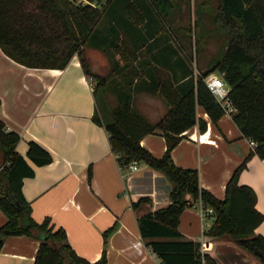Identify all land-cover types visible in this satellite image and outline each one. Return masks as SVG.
Listing matches in <instances>:
<instances>
[{"label":"trees","instance_id":"trees-1","mask_svg":"<svg viewBox=\"0 0 264 264\" xmlns=\"http://www.w3.org/2000/svg\"><path fill=\"white\" fill-rule=\"evenodd\" d=\"M114 1L0 0V47L14 60L32 67L63 68L76 54L85 74L94 77L93 90L98 93L110 88V84L104 75L88 69L84 47L97 42L106 47L104 35L96 40L101 19L109 17L112 20L110 32L114 39L110 36V47L123 59L122 66L128 68L130 61L138 64L139 44L116 31V26L124 21L123 10L126 17L137 21L131 9L133 3H138L146 20L147 33L152 36L160 27L153 30L149 24L151 17L165 21L172 5L171 0H144V3L116 0L117 5L111 7ZM123 3L127 9L122 8ZM211 21L215 30L226 35L225 48L216 60L198 69L196 74L190 54L179 57L187 62L182 79L173 86L171 83L159 85L157 81L150 86V90L164 94L169 105L157 121H147L130 103L131 83L140 76L137 66L126 85L113 90L118 104L111 117L104 119L95 107L92 119L104 126L120 165L134 158L143 160L161 170L172 182L169 202L137 217L141 237L161 264H217L215 256L199 251L198 240L185 238L178 228L182 211L191 203L188 195L194 200L200 198L213 209L214 219L206 230L208 236L229 234L264 264V234L255 231L264 216L255 206V190L238 181L239 173L252 154L264 157V0H216ZM166 29L170 30L162 25L161 34L174 35L172 31L168 34ZM198 40L196 36V42ZM211 71L221 73L229 86L227 97L233 107L230 112L233 122L243 136L255 142L254 148L233 169L222 198L200 185L197 168L180 166L171 156V149L184 130L195 124L199 130L205 129L206 121L197 115V106L203 108L213 124L225 113L204 80ZM155 129H160L165 138V149L160 156L153 155L140 144L141 137ZM19 139L20 134L6 129L0 119V209L6 216L0 226V247L5 236L25 234L39 239L33 264H106L105 247L100 257L91 261L77 254L64 228L55 224L50 216L40 221L31 216V205L23 194L22 185L23 179L33 176L35 170L17 151ZM26 155L37 165L52 160L49 150L33 139L28 141ZM90 172L88 168V176ZM148 200V196H140L132 205L136 207ZM115 228L116 220L102 231L104 245Z\"/></svg>","mask_w":264,"mask_h":264},{"label":"crops","instance_id":"crops-1","mask_svg":"<svg viewBox=\"0 0 264 264\" xmlns=\"http://www.w3.org/2000/svg\"><path fill=\"white\" fill-rule=\"evenodd\" d=\"M137 5L133 3L131 9L137 21L118 9L123 10L124 21L116 26V31L139 44L140 76L131 83L130 103L147 121L155 122L169 105L164 94L149 88L155 81L159 85H176L187 67L185 58L179 57L188 55L184 48L183 53L179 50L175 36L172 39L161 34V21L156 17H151L149 24L153 30L158 26L160 29L150 36ZM111 21L103 17L99 22L96 40L105 36L106 47L99 42L93 44L96 53H93V61H99L93 63V71L99 72V64L106 63L116 74L107 79L110 88L98 93L93 90L94 80L85 74L76 54L63 68L32 67L14 60L0 47V119L6 129L20 134L16 149L34 167V175L23 179L22 191L35 220L50 216L55 224L64 228L77 254L91 261L97 260L105 247L106 264H161L141 237L137 217L166 205L172 182L161 170L143 160H138L134 171H130L128 163L120 165L104 126L92 119L95 107L104 119L111 117L118 104L113 90L126 85L133 73L128 75L124 71L123 59L110 47ZM193 70L195 74L198 72L196 68ZM106 93L112 94L116 101L109 113H104ZM197 115L205 119V129L201 131L195 124L184 130L171 149V156L180 166L197 168L200 185L222 198L233 169L253 148L229 112L225 111L216 124L201 106H197ZM31 139L49 150L50 162L37 165L27 157ZM140 144L160 156L165 149V138L160 129H155L144 134ZM238 181L255 190V206L264 216V157L252 154L239 173ZM140 196H148L150 200L133 206L132 201ZM188 197L191 203L182 211L178 228L185 238L199 241L206 225L198 211V199ZM5 220L0 209V226ZM115 220L116 228L104 245L102 231ZM255 231L264 234V217ZM207 238L211 241V249L207 251L212 253L214 242L211 236ZM38 245L39 239L35 237L7 235L0 247V264H33Z\"/></svg>","mask_w":264,"mask_h":264},{"label":"rangeland","instance_id":"rangeland-1","mask_svg":"<svg viewBox=\"0 0 264 264\" xmlns=\"http://www.w3.org/2000/svg\"><path fill=\"white\" fill-rule=\"evenodd\" d=\"M170 2L172 5L169 6L166 20L161 21V25L170 28V30L166 29V32L170 34L172 31L174 35L171 38L176 37L179 50L182 53L185 50L190 54L194 61L192 64L194 69H201L211 64L222 53L226 39L224 32L215 30L211 21L212 7L216 0H171ZM117 3L115 0L111 7H115ZM196 36L200 41L196 42ZM181 46L184 50L180 49ZM93 53L96 54L91 44L84 47V56L91 72L104 75L106 80L112 74H116L111 72L110 65L106 63L99 64L101 67L99 72L93 71V63L99 62L98 59L93 61ZM135 66L137 65L130 61L128 68L124 71L129 75L134 72ZM216 73L219 74L218 71ZM91 78L94 80L93 76ZM115 102V97L106 93L104 113H109ZM210 218L212 219V216ZM211 239L214 242V248L210 254L216 256L218 264H262L251 252L238 245L229 234L211 236Z\"/></svg>","mask_w":264,"mask_h":264},{"label":"built area","instance_id":"built-area-1","mask_svg":"<svg viewBox=\"0 0 264 264\" xmlns=\"http://www.w3.org/2000/svg\"><path fill=\"white\" fill-rule=\"evenodd\" d=\"M92 4H95V2H92ZM204 80L211 92L214 94L215 98L224 107L225 111L230 113L233 110V107L227 97L229 86L222 75L211 71L205 75ZM249 142L251 147L254 148L255 142L252 139H249ZM127 165L130 171H134L138 168V159L134 158L130 160ZM197 207L200 217L206 225L203 227V235L199 240V251L203 254L207 250L211 249V241L207 238L208 235L206 234V230L212 224L214 215L212 207L204 204L200 198L197 201ZM211 216L212 219L210 218Z\"/></svg>","mask_w":264,"mask_h":264}]
</instances>
